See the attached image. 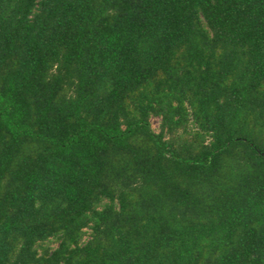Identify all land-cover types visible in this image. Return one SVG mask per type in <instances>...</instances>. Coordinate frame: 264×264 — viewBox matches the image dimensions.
<instances>
[{
    "label": "trees",
    "instance_id": "trees-1",
    "mask_svg": "<svg viewBox=\"0 0 264 264\" xmlns=\"http://www.w3.org/2000/svg\"><path fill=\"white\" fill-rule=\"evenodd\" d=\"M0 264H264V0H0Z\"/></svg>",
    "mask_w": 264,
    "mask_h": 264
},
{
    "label": "rangeland",
    "instance_id": "rangeland-1",
    "mask_svg": "<svg viewBox=\"0 0 264 264\" xmlns=\"http://www.w3.org/2000/svg\"><path fill=\"white\" fill-rule=\"evenodd\" d=\"M149 121H150L151 128L153 130H157V127H158V118L157 117H150Z\"/></svg>",
    "mask_w": 264,
    "mask_h": 264
}]
</instances>
